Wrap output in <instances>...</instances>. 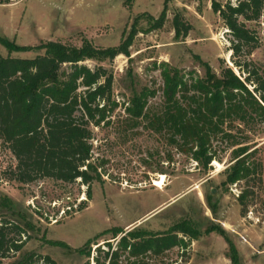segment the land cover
Here are the masks:
<instances>
[{
	"label": "rangeland",
	"instance_id": "374dc122",
	"mask_svg": "<svg viewBox=\"0 0 264 264\" xmlns=\"http://www.w3.org/2000/svg\"><path fill=\"white\" fill-rule=\"evenodd\" d=\"M231 2L236 4L235 0ZM164 10L166 21L162 28H156V19ZM177 14L192 27L187 37L177 34L174 24ZM134 23L138 33L129 56L120 54L113 60L88 59L81 63L92 70L103 66L113 75L110 105L115 102L117 106L110 114L112 121L116 122L124 114V85L132 77L142 85L163 86L160 68L163 62L185 72L195 69L203 75L204 69L197 58L200 57L218 74L224 66H229L242 79L253 70L264 78V8L259 20L247 23L254 40L235 54L230 29L213 11L211 1L12 0L9 4L0 3V37L17 45L59 41L77 47L86 42L97 48L115 47L129 34ZM0 52L13 57L36 54L10 51L1 42ZM255 86L248 83L258 98L260 94L255 92ZM162 100L160 90L151 98V104ZM255 117L251 123H236L233 130L238 140L236 145L227 139L212 141L216 159L207 170L147 129L140 128L133 135L125 133L116 123L93 127L94 157L103 182H94L91 199L87 196V185L80 180L63 183L40 178L21 183L8 179L17 159L0 140V216L15 220L19 214L26 216L34 229L29 232L24 251L43 257L49 255L57 264L87 261L96 264L97 257L103 262V251L108 249L106 243L111 242L115 247L123 235L136 227L149 234L173 230L187 243L162 255L148 254L146 260L150 264H232L228 255L234 253L233 249L242 264H264V121ZM239 147L248 148L242 157L258 167L249 184L252 194L245 202L239 196L248 186L247 179L225 187L222 184L226 170L235 162L233 150ZM160 167L166 179L163 189L154 185L162 175L158 171ZM209 194L217 206L216 212L208 203ZM81 205L86 207L79 210ZM184 228L187 233L183 232ZM114 229H122L123 233L114 238ZM105 231L109 232L94 240ZM195 232L197 236L193 235ZM120 262L129 264L127 255L123 254Z\"/></svg>",
	"mask_w": 264,
	"mask_h": 264
},
{
	"label": "trees",
	"instance_id": "16d2710c",
	"mask_svg": "<svg viewBox=\"0 0 264 264\" xmlns=\"http://www.w3.org/2000/svg\"><path fill=\"white\" fill-rule=\"evenodd\" d=\"M198 1L212 2L213 11L230 29L235 54L254 40L247 23L261 18L264 0H235L236 4L231 0L226 3ZM11 2L0 0L5 4ZM165 21L164 10L156 19V28H162ZM174 24L177 34L183 37L192 29L179 14L175 15ZM137 33L134 23L118 46L108 48H97L89 42L77 47L59 41H45L36 46L17 45L0 37V42L10 51L36 53L33 57H13L0 52V140L17 159L8 179L21 183L40 178L63 183L80 180L87 185V196L91 199L94 182H103V174L94 157L93 127L116 123L125 133L133 135L140 128L147 129L207 170L216 159V153L212 152L214 139H227L236 145L238 140L233 130L238 121L251 123L256 120L255 116L264 121L263 76L253 70L242 79L229 66H224L218 74L200 57L197 58L204 69L203 75L195 69L185 72L168 62L161 63L163 86L159 88L142 85L132 77L124 85V114L116 122L112 121L110 114L117 106L115 102L110 105L113 75L103 66L92 70L81 63L88 59L113 60L120 54L129 56ZM248 83L256 85L258 98ZM160 90L162 102L151 104V98ZM247 150V147L233 150L235 162L226 170L222 182L225 187L247 179L248 186L239 196L241 202L252 194L249 184L258 169L247 157H242ZM168 158L172 160L171 156ZM158 171L165 174L162 167ZM207 199L216 212L212 194ZM85 207L81 205L79 210ZM19 215L16 220L0 216V264H57L49 255L43 257L33 251H24L34 224L26 216ZM186 230L184 228L183 232ZM108 232L97 235L94 240ZM121 233L122 229H114V238ZM193 235L197 236V232ZM106 244L104 261L97 257L96 264H122L123 254L127 255L129 264H150L146 260L148 254L158 256L175 246L187 245L173 230L149 234L138 227L123 235L115 247L111 242ZM233 250L234 253L228 255L232 264H242ZM87 255H91V250Z\"/></svg>",
	"mask_w": 264,
	"mask_h": 264
},
{
	"label": "bare ground",
	"instance_id": "6f19581e",
	"mask_svg": "<svg viewBox=\"0 0 264 264\" xmlns=\"http://www.w3.org/2000/svg\"><path fill=\"white\" fill-rule=\"evenodd\" d=\"M218 167H221V163L218 161L215 162ZM165 174H162L161 177H159L157 180H155L154 185L157 186L159 189H163V186L165 185Z\"/></svg>",
	"mask_w": 264,
	"mask_h": 264
}]
</instances>
